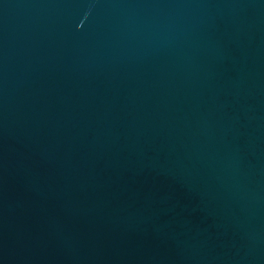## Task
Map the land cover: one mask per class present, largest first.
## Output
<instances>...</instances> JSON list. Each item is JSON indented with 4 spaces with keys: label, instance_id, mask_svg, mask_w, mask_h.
<instances>
[{
    "label": "water",
    "instance_id": "obj_1",
    "mask_svg": "<svg viewBox=\"0 0 264 264\" xmlns=\"http://www.w3.org/2000/svg\"><path fill=\"white\" fill-rule=\"evenodd\" d=\"M0 264H264V0H0Z\"/></svg>",
    "mask_w": 264,
    "mask_h": 264
}]
</instances>
